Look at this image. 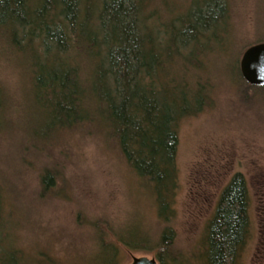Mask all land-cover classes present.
Listing matches in <instances>:
<instances>
[{
    "label": "trees",
    "instance_id": "obj_1",
    "mask_svg": "<svg viewBox=\"0 0 264 264\" xmlns=\"http://www.w3.org/2000/svg\"><path fill=\"white\" fill-rule=\"evenodd\" d=\"M162 4L0 0V32L32 67L29 91L38 112L31 133L51 137L94 123L113 141L150 200L162 223L155 236L133 225L113 231L116 243L153 252L158 264H233L249 226L242 173L233 174L222 189L188 250L174 246L171 225L179 124L206 103L205 62L230 51L229 1L188 0L179 10ZM54 178L49 167L42 168L41 193L51 189ZM1 194L0 189V264H27L21 251L6 242ZM98 242L93 264H116L117 244ZM42 259L37 264H48Z\"/></svg>",
    "mask_w": 264,
    "mask_h": 264
},
{
    "label": "rangeland",
    "instance_id": "obj_2",
    "mask_svg": "<svg viewBox=\"0 0 264 264\" xmlns=\"http://www.w3.org/2000/svg\"><path fill=\"white\" fill-rule=\"evenodd\" d=\"M228 1L230 51L205 62L206 103L178 128L173 244L178 250L192 247L222 189L242 173L249 226L233 264H264V89L249 86L239 71L244 49L264 41V0ZM187 2L153 0L178 10ZM22 53L0 32V189L7 244L19 249L27 264L42 256L48 264H93L98 239L115 242L116 229L137 225L154 237L162 223L100 128L91 123L51 137L31 133L38 109L29 91L32 67ZM45 166L55 178L41 193ZM116 244V264L154 257Z\"/></svg>",
    "mask_w": 264,
    "mask_h": 264
},
{
    "label": "water",
    "instance_id": "obj_3",
    "mask_svg": "<svg viewBox=\"0 0 264 264\" xmlns=\"http://www.w3.org/2000/svg\"><path fill=\"white\" fill-rule=\"evenodd\" d=\"M239 71L251 85H264V41L246 47L239 60ZM128 264H158L154 257H133Z\"/></svg>",
    "mask_w": 264,
    "mask_h": 264
}]
</instances>
